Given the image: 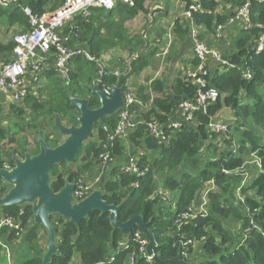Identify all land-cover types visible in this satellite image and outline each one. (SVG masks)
Here are the masks:
<instances>
[{
  "label": "trees",
  "instance_id": "trees-1",
  "mask_svg": "<svg viewBox=\"0 0 264 264\" xmlns=\"http://www.w3.org/2000/svg\"><path fill=\"white\" fill-rule=\"evenodd\" d=\"M64 1L23 0L22 7L2 8L0 26L29 29L30 17L24 11V7L29 8L33 15L41 16L49 10L58 8ZM146 1L133 0L132 6L117 0L112 10L94 7L88 18L77 15L72 23L77 28L71 29L68 24L62 31L63 36L68 35L67 45L72 49L82 47L97 58L118 48L127 50L133 56L144 48L140 57L132 59L127 66L128 71L122 81L123 85L131 74L140 73L152 65V59L160 48L159 46L150 48L151 42L147 44L146 38L144 39L141 33L131 35L125 26L127 21L134 19L140 12L148 13ZM182 1L189 4L191 0ZM244 2L245 0H237L240 6ZM216 5L215 0L205 1L208 9L213 10ZM250 10L254 27L250 30H242L234 42L236 49L232 54L224 55L234 66L226 68L217 63L218 68L212 73L211 86L220 92L218 101L210 105L207 113L195 114L194 120L197 121V125L184 124L171 135L166 144H159L156 138L147 134L145 125H141L130 134L128 140L135 146L145 145L151 150H156L151 156L143 155L139 161L142 169L147 168L145 173L137 176L115 169L113 177L102 181L103 198L109 204L123 203L120 219L127 221L133 216H142L154 238L155 258L148 261L144 256L136 255L133 264H171L165 261L172 260L183 261L185 264H264V51L257 54L252 50L253 39L262 31L258 25L264 26V1L252 0ZM195 18L199 23L207 21L209 24L213 20L211 15H195ZM216 18L218 23L227 20L223 16ZM177 23L176 30L181 32L183 28ZM14 47L13 39L0 40V61L9 59ZM196 58L192 64L196 63ZM245 68L251 70L253 74L251 79L243 77ZM98 69L96 62L88 60L83 54L76 55L71 60V83L69 86H64L57 77L56 71L47 68L45 71L48 79L47 87L41 89L37 95H29L22 106L12 105L8 111L21 120L16 124L17 129L30 131V134L37 136V150L33 152L28 148L29 140H26V136L18 139L13 135L10 141L17 142L18 147L6 150L1 146V142L10 132V128L0 127V167L3 166L5 158L14 163L16 158H24L27 152L32 155L38 154L40 145L37 130L44 131L49 147H56L62 143L63 135L55 125V117L59 115L62 122L68 126L78 123L76 107L72 105L70 97L89 95V86ZM108 70L111 71V68L108 67ZM125 71L126 68L121 73ZM117 83L118 77L107 75L103 78L100 87ZM138 87L141 98L148 101L151 93L147 94L144 86ZM151 88L154 93L153 105L145 114V118L149 119L152 116L162 123L177 110L183 99L192 98L195 92V86L185 82L181 75H178L171 84H168L166 78L155 79L151 83ZM94 104H97L96 99L90 102V105ZM225 107L233 112V120L230 121L231 134L229 137L221 135L223 141L218 140L214 143L213 139L220 134L208 132L207 126ZM117 121L116 113L104 117L98 124L107 123L112 132ZM105 134L101 133V138H104ZM21 139L26 141L20 142ZM233 139L237 142L236 150L231 148ZM224 144H226L225 149H223ZM115 145L116 155H121L125 143L118 139ZM204 149L205 154H203ZM103 150L98 142L85 141L81 153L73 163L64 161L52 167V188L59 191L67 181L73 182L77 187L79 175L86 170H93ZM252 152H257L262 159L263 171L255 175L248 186L241 187L240 192L243 193V197L240 198L237 191L245 171L241 169ZM183 164L189 165L194 170L193 174L185 172L179 177L164 175L168 170L176 169ZM68 165H75L78 169L74 171ZM60 173H63V177H59ZM208 183H214V188L207 194V214H197L193 220H185L177 228V221L183 214L191 212L199 192L206 188ZM0 187L3 190L11 188L2 178H0ZM160 187L173 193L179 192L174 204H165L161 196L154 198V193ZM248 189H253L255 195H248ZM22 210L24 213L21 219L23 225H26L34 218L31 205L1 207L3 214L16 217ZM52 219L54 220L50 216V220ZM53 220L56 240L58 239V252L52 256L48 264L100 262L131 264L129 260L131 254L139 249V243L135 241V233L136 231L143 233L136 227L130 234L133 237L130 247L120 250V244L128 236L119 228L113 227L108 213L92 211L79 225L60 215L55 221ZM232 222H240L243 225L244 237L237 239L233 236L230 229ZM41 226L34 224L22 238V243L34 247L37 230ZM14 234V232L11 234L10 239L15 238ZM180 236L183 239L203 240L200 260L189 263L183 257ZM33 251H36L35 256L34 254L20 256V264H42L44 255L42 250L38 247V250ZM112 256H115V259L110 261Z\"/></svg>",
  "mask_w": 264,
  "mask_h": 264
},
{
  "label": "built area",
  "instance_id": "built-area-1",
  "mask_svg": "<svg viewBox=\"0 0 264 264\" xmlns=\"http://www.w3.org/2000/svg\"><path fill=\"white\" fill-rule=\"evenodd\" d=\"M116 1L117 0H65L58 8L49 10L41 16L33 15L29 8L24 7V11L30 17L31 28L13 34V41L15 43L13 54L9 59L0 61V93L4 95L5 100L12 101L7 110L10 109L12 105L24 103L29 95H37L38 90H35V87L38 86V83H41V81H47L45 75L47 67L53 68L56 71L57 77L62 81L64 86H69L71 83V60L74 56L79 54H83L88 60L96 62L98 65L99 69L97 75L90 85L99 86L103 78L107 75L116 76L119 80V76L122 75L121 72L108 70L107 65H104L102 61V57L97 58L82 47L70 48L66 43L68 35L63 36L62 34L63 29L68 24L71 29L77 28L75 24H72L77 15L88 18L91 15V9L94 7L112 10L116 6ZM121 1L132 6L134 4L133 0ZM251 1L252 0H245L244 4L237 8L236 15L243 20V30H250L254 27L251 20ZM256 1L263 2L264 0ZM22 2L23 0H0V9L22 7ZM208 11V8L205 6V0H191L189 4L185 5L182 12L183 20L189 29L190 38L194 43L195 57H197L196 68L186 70L184 75H182L185 82L195 86L193 97L183 99L179 103L177 110L175 112L173 111L171 114L172 116L170 115L171 117L169 116L168 120L163 123L152 116L146 119L145 114L152 109L153 105L154 93L151 85L147 89V94L151 93V98L148 101H144L134 92L132 81H129V78L126 79L124 82L125 85H122V87L125 86L123 90L124 103L118 111V121L115 128L110 132L109 125L105 123L102 125L101 129L93 130L99 141L95 140V142H98L104 149L99 156V161L102 159L104 163L113 162L115 160L113 154V149H115L116 146L115 142L120 139L127 143V147H129L131 145L128 140L130 134L136 131L141 125H145L147 134L150 137L156 138L159 144L168 143L171 135L181 129L184 124L197 125V121L194 120L196 119L195 114L197 112L207 113L210 105L218 101L220 92L211 86L212 72L208 67V62L211 59L226 68L234 66V64L224 58L220 51L211 48L204 39L200 38L202 33L200 32L199 26L201 25L197 22L195 15H205ZM258 27H261L262 31L258 37L253 39L252 45V50L257 54L264 51V26L258 25ZM222 28V25H219L217 28L218 32H221ZM170 45L171 41H168L164 49L170 47ZM48 64L52 65L48 66ZM243 77L245 79H251L253 77L249 68L244 69ZM158 78L159 77H156L154 80ZM115 85L103 86L101 90L110 97L112 94V87ZM216 116L209 122L207 129H209L210 132L220 134V136H226L227 132H230V122L226 123L216 118ZM101 133H106L104 138H101ZM232 142L237 145L236 140L233 139ZM148 149L149 148L146 146L144 148L142 146L137 148L138 152L142 155H146L145 150ZM233 150H236V148ZM250 155L251 157L245 162L241 170L244 171L246 165L252 164L260 168L262 172V159L260 156L257 152H252ZM139 161L140 158L137 156H128L127 161L123 162L124 165L119 171L132 173L137 176L143 175L147 168L145 167L142 169ZM1 168L12 170L14 168V163H11L9 159L5 158ZM79 180L77 182V187H75L74 202L85 199L96 189L92 187V185L80 186ZM98 180L99 179H96V181ZM241 187L242 185L238 187L239 192ZM161 188L162 187L159 189ZM213 188L214 183H208V186L199 192L195 202V204L199 206V212L197 214H203L205 212L207 194ZM7 192L8 190H3V188L0 187V198ZM162 193L166 195V198H163V200H168L171 192L167 189H163ZM201 193H203V197L199 198ZM23 213L24 211L22 210L17 217L9 214L0 215V249L1 253L6 258L7 264H15L14 246L15 244H19L20 240L24 237V225L21 219ZM4 230H6L5 233ZM13 232L15 233V238L10 239ZM134 237L135 241L139 243V249L137 252L134 251L131 254L129 258L131 264H133L136 255L144 256L148 261H152L155 258V254H148L147 245L149 240L147 237L139 231H136ZM132 239V235L125 238L120 244L119 249H128ZM188 245H190V243ZM182 249H184V246H182ZM182 254L183 257H185V252L183 250ZM114 259L115 256H112L110 261ZM98 264H105V262H100Z\"/></svg>",
  "mask_w": 264,
  "mask_h": 264
},
{
  "label": "water",
  "instance_id": "water-1",
  "mask_svg": "<svg viewBox=\"0 0 264 264\" xmlns=\"http://www.w3.org/2000/svg\"><path fill=\"white\" fill-rule=\"evenodd\" d=\"M161 11H164L161 7H156L152 10V20L149 26L155 20V13ZM146 46L147 44L144 47ZM143 49L133 55L131 60L139 58ZM124 78L125 74L119 76L117 85L112 87L110 97L98 85L89 86L90 96L96 97L100 101L98 108L90 109L88 98L70 97L72 104L80 112L76 116L79 125L66 126L60 116L56 115L55 125L59 129V133L66 136L65 140L58 146L49 147L44 131L37 130L38 143L40 145L39 153L32 155L27 152L24 158H16L12 170L0 167V178L11 186L9 191L0 198V207L23 205L32 202L35 223L42 225L48 234L47 251L43 255L42 264H48L52 256L58 251L56 232L50 220V215L54 213L78 225L92 211L98 210L102 214L108 213L113 227L119 228L126 236H129L136 227L140 228L149 240L147 245L148 254H153L155 241L143 217L136 215L127 221L120 219L123 203L119 205L109 204L103 198L104 193L100 189L93 190L85 199L74 202L75 184L73 182L67 181L59 191H55L51 186L52 167L64 161L73 163L81 153L82 144L90 137L95 124L106 116L116 114L121 109L124 103L122 87ZM165 263L183 264L184 262L172 260L165 261Z\"/></svg>",
  "mask_w": 264,
  "mask_h": 264
},
{
  "label": "crops",
  "instance_id": "crops-1",
  "mask_svg": "<svg viewBox=\"0 0 264 264\" xmlns=\"http://www.w3.org/2000/svg\"><path fill=\"white\" fill-rule=\"evenodd\" d=\"M215 2L217 3L215 8L213 10L208 9V13L205 14L207 16L211 15L213 20L209 24L207 21L198 22L201 25L199 27L200 32L202 33L200 38L204 39L211 48L220 51L221 55L226 58L224 56L226 53L232 54L236 49L234 42L244 29V24L243 20L236 15L237 8L240 6L238 5L237 0H215ZM185 5L186 3L182 0H147L145 6L148 13L140 12L134 19L126 22L125 26L131 35L141 33L143 38H146L147 44L151 42L150 48H155V46L160 47L158 53H156L155 57L152 59V65L146 67L140 73H133L126 78H129L128 80L132 81L133 85L137 84L138 86H144L148 89L156 77L161 79L166 78L168 84H171L178 75L182 76L186 70L196 68L195 65L197 64V61L192 64V61L196 58L194 43L190 38L189 29L185 25L182 17ZM156 7H161L164 11L155 13V20L153 24L149 26L152 20L151 12ZM216 16L226 17L227 20L225 22L218 23ZM177 22L180 23L183 28L181 32L176 30ZM219 25H222L223 27L221 32H218L217 30ZM5 27L0 26V38L2 40L8 39L7 37L13 39L14 33L9 32H11V28L14 27ZM4 28L6 30H3L2 33L1 30ZM168 41H171V45L170 47L164 49ZM131 58L132 56L127 50L118 48L103 55L102 61L104 62V65H107V67L114 71L121 72L122 70L124 71V68H126V71L121 74H127V66H129V62L131 63ZM49 65L52 64H48V66ZM208 67L210 68V71L214 73L218 68V64L214 60L210 59ZM47 82L48 79L45 81V88L48 85ZM41 89H43V86L40 90ZM40 90H38V93ZM1 100H5L2 93H0V103ZM22 105L23 103L18 106ZM8 111L9 109H6L5 112V108L0 111V113H3L2 118L5 117V114L10 115L7 117L8 119L9 117L14 116L11 113H8ZM1 212L2 211L0 210V215ZM21 246L22 243L15 244V251ZM0 264H7L6 258L1 252Z\"/></svg>",
  "mask_w": 264,
  "mask_h": 264
},
{
  "label": "rangeland",
  "instance_id": "rangeland-1",
  "mask_svg": "<svg viewBox=\"0 0 264 264\" xmlns=\"http://www.w3.org/2000/svg\"><path fill=\"white\" fill-rule=\"evenodd\" d=\"M5 28L1 30L2 33H3V30H6ZM11 30L12 31L9 33L15 34L17 32L23 31L24 29H21L19 27H14V28H11ZM7 38L10 39V37H7ZM0 40H2V39L0 38ZM5 40H7V39H5ZM2 61H4V60H2ZM38 84L39 85L35 87V90H40V88L42 86H43V88H45L46 83L44 81H41V83H38ZM123 85H125V84H123ZM124 87L125 86H123V90L125 89ZM133 87H134V92L140 98L141 96L139 94L138 85L137 84L133 85ZM11 103H12V101H9V100H1L0 111L5 108V112H6V109L8 108V106ZM2 114L3 113H0V127H8V128H10V132L7 134L5 139L1 142V146L4 147L6 150H9L11 148H16V147H18L17 146L18 143L17 142H11L10 141L11 136L13 135L18 139L20 137L26 136V140H29L28 148L30 150H33V152H36V150H37V148H36L37 147V144H36L37 136L35 134L34 135L30 134V131H27V130L20 131L19 129H17L16 124L18 121H21V120H18V118H16V116L15 117L11 116L8 119L7 117L10 115L5 114V117L2 118ZM117 115H118V111H117ZM216 118H218V119H220L226 123H229L231 120H233V112L230 110V108L225 107L221 111L218 112ZM95 129H97V128L94 127V130ZM207 130H208V132H210L209 129H207ZM230 134H231L230 132H227L226 136L229 137ZM65 138H66V136L63 135L62 141L65 140ZM26 140L21 139L20 142L24 143ZM89 140H97L98 141L97 136L94 133V131H92L91 136L87 139V141H89ZM218 140L223 141V137L219 135L218 137L214 138L212 142L216 143ZM120 141H122V140H120ZM122 142L125 143L124 141H122ZM209 142H211V141H209ZM209 142H207V143H209ZM130 144L131 145L129 147H127V143H125V149L123 150L121 155H116L115 149H113V154H114V158H115V160L113 162L104 163V161L102 159H100V161L94 166L93 170H86L84 173H81L79 175L80 180L78 179L79 185L80 186L92 185V187H95V188L101 187L102 181L105 178L110 179L111 177H113L114 176L113 171L115 169H117V171H119L120 168L124 165L123 162L127 161L128 156H137L141 160V157L143 155L140 154V152H138V150H137V148H140V145L138 147H136L132 142H130ZM132 147H135V148H132ZM223 147H224L223 149H225L226 144H224ZM236 147H237V145L233 144V142H232L231 148L234 149ZM145 151H146L147 156H151L152 154L156 153V150L148 149ZM203 154H205V149L203 151ZM250 157H251V155H250ZM79 164L82 166L84 165L82 163H79ZM68 166H69V168L71 167L72 170H74V171H76L78 169V167L75 165L74 166L68 165ZM185 172L193 174L192 172H194V170L189 165L187 166V165L183 164V165H180L179 167H177L176 169L168 170L164 175H173V176L179 177L180 174L185 173ZM258 173H260V168H258L256 165H252V164L246 165V169L243 172V180H242L240 186L241 185L244 187L248 186L250 181ZM96 179H99V180L96 181ZM243 182H245V183H243ZM162 192H163V188L157 189V191L154 193V198L157 196H162V199L166 198V195L163 194ZM247 194L251 195V196L255 195L253 189H248ZM237 195L240 198L243 197L242 192L237 191ZM178 196H179L178 191L177 192L175 191L174 193L172 192V202H174L173 199H177ZM201 197H203V193L200 194L199 198H201ZM162 201L164 202V200H162ZM26 204L33 206L32 202H28V203H25L23 205H26ZM165 204L170 205L171 203H165ZM0 210H1V207H0ZM198 210H199V206L194 204L191 212L189 214L182 215L180 217V219L177 221V228L186 219H192L193 220L197 216V213L199 212ZM206 214H207V211L205 208V212L203 214H200V215H206ZM1 215H3V212H1ZM58 215L59 214L54 213L50 216H52V218H54V220L53 219L52 220L55 221V218H57ZM52 220H51V222H52ZM34 224H37V223H35V218H33L30 222H28L26 225H24V235H26V233L30 230V228L33 227ZM230 226H231L230 229H231L234 237L239 239L241 236L242 237L245 236V234H244L245 228H243V225L240 222H236V223L232 222L230 224ZM47 238H48V234H47L46 230L41 226V227H38L37 239L34 241V247H31V245L28 243H22L23 241L20 240L19 244L22 243V246L19 249L17 248L18 250H16V251L14 249V258H15L14 263L20 264V261H21L20 256H22L23 254L32 256V254H34L36 252V251L34 252L33 250L34 249L38 250V247L45 254L47 251ZM57 240H56V242H57ZM179 242H180V245L184 246V249H183V251L185 252L184 256L189 263H191V261H194V260H200L201 252L203 250V240L189 239V238L183 239L182 236H180ZM187 243L188 244L190 243V245H188ZM34 256H35V254H34ZM76 256H78V255H76ZM74 262L76 263L77 261L75 260Z\"/></svg>",
  "mask_w": 264,
  "mask_h": 264
},
{
  "label": "flooded vegetation",
  "instance_id": "flooded-vegetation-1",
  "mask_svg": "<svg viewBox=\"0 0 264 264\" xmlns=\"http://www.w3.org/2000/svg\"><path fill=\"white\" fill-rule=\"evenodd\" d=\"M99 87H100V85H99ZM100 89H101V87H100ZM76 97H81V98H88V105H89V108L90 109H95V108H98L99 106H100V101H99V99L98 98H96V97H91L90 96V93H89V95H85V96H76ZM97 100V104H94V105H90V102L91 101H93V100ZM72 105H74V104H72ZM76 107V106H75ZM74 112H75V108H74ZM76 113H77V115L80 113L79 112V110L77 109V107H76ZM76 115V116H77ZM101 121V120H100ZM99 121V122H100ZM99 122H97L96 124H95V128H97V129H101L102 128V125L103 124H105V123H102L101 125L100 124H98ZM66 125V124H65ZM75 125H79V123H77V124H75ZM66 126H68V125H66ZM97 129H95V130H97ZM94 130V129H93ZM94 130V131H95ZM92 134V133H91ZM91 136V135H90ZM87 141V140H86ZM95 141V140H94ZM81 158H82V156H81ZM59 177H63V173H60V175H59ZM80 179V178H79ZM102 187H97L96 189H100V190H102L101 189ZM95 189V190H96ZM103 191V190H102ZM104 193V192H103ZM58 245V244H57ZM58 252V251H57Z\"/></svg>",
  "mask_w": 264,
  "mask_h": 264
},
{
  "label": "clouds",
  "instance_id": "clouds-1",
  "mask_svg": "<svg viewBox=\"0 0 264 264\" xmlns=\"http://www.w3.org/2000/svg\"><path fill=\"white\" fill-rule=\"evenodd\" d=\"M142 146V145H141ZM143 147V146H142ZM144 147H145V145H144ZM163 200V199H162ZM167 201V202H166ZM173 201L175 202L176 201V199H173ZM164 202H166V203H171V204H174V202H172V192H171V195L169 196V199L168 200H164ZM130 236V235H129ZM127 238V237H126Z\"/></svg>",
  "mask_w": 264,
  "mask_h": 264
}]
</instances>
